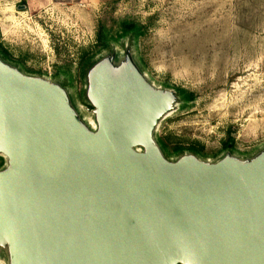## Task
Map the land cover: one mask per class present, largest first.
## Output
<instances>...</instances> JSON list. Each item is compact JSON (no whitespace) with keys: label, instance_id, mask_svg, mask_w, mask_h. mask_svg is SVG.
Masks as SVG:
<instances>
[{"label":"water","instance_id":"water-1","mask_svg":"<svg viewBox=\"0 0 264 264\" xmlns=\"http://www.w3.org/2000/svg\"><path fill=\"white\" fill-rule=\"evenodd\" d=\"M121 47L86 69L94 126L0 54V264H264V147L168 157L182 98Z\"/></svg>","mask_w":264,"mask_h":264},{"label":"rangeland","instance_id":"rangeland-1","mask_svg":"<svg viewBox=\"0 0 264 264\" xmlns=\"http://www.w3.org/2000/svg\"><path fill=\"white\" fill-rule=\"evenodd\" d=\"M122 20L144 27L134 51L153 82L193 96L157 130L170 158L264 147V0H0V46L25 72L62 81L94 126L82 66L103 26L122 48Z\"/></svg>","mask_w":264,"mask_h":264},{"label":"trees","instance_id":"trees-1","mask_svg":"<svg viewBox=\"0 0 264 264\" xmlns=\"http://www.w3.org/2000/svg\"><path fill=\"white\" fill-rule=\"evenodd\" d=\"M120 27H119V31L117 33V36H116V41L121 45L123 46L124 43L127 41V40H132L133 41V46L135 47L136 43H137V39L138 37H140L143 33H144V30H143V26H141L140 24H137V23H134V22H131L129 20H122L120 21ZM102 36H101V39H100V44H101V50H100V53L99 55H91L87 58V60L84 62L83 66H82V70H81V75L83 77V79H85V72H86V69L88 68V66L98 57L100 56L101 54L107 52L108 50L111 49V47L113 46V42L112 40L110 39V33L108 30L105 29V27L103 26V29H102ZM0 54L7 60H10L8 58V55L6 54L5 50L3 48H1L0 46ZM143 68V67H142ZM175 90L178 91L180 97L182 98V102L183 101H190L193 99V96L192 94H188V93H185L184 90L180 89V88H177L175 87L174 88ZM160 144L162 145V147L164 148L167 156H168V153L166 151V146L165 144L160 140L158 139ZM185 151L183 150H178V156L182 153H184ZM188 152H194L195 154L199 155L198 151L195 149V148H190L188 150ZM169 157V156H168ZM5 164V158L3 156H0V168H2Z\"/></svg>","mask_w":264,"mask_h":264}]
</instances>
